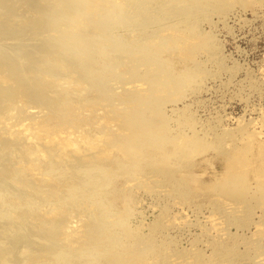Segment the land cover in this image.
<instances>
[{"label": "rangeland", "instance_id": "1", "mask_svg": "<svg viewBox=\"0 0 264 264\" xmlns=\"http://www.w3.org/2000/svg\"><path fill=\"white\" fill-rule=\"evenodd\" d=\"M137 1L138 3L142 2L141 0L140 2L139 0H136V2ZM155 1H157V3ZM165 1L166 0L150 1L151 3L150 2L147 3L146 6L148 7L152 5L151 8L155 10L152 11L150 7H148L149 9L145 7L146 8V9L144 8L145 12L144 11L141 12L140 15L142 17L141 16H139L140 18L137 17L138 18L136 19L137 21L135 19H129V21L125 20L127 22L126 24L128 25L126 24H124L123 26L120 25V23L123 21V19L121 18L122 16L120 17L122 13H120V15L117 14V16H119L120 18L114 15L116 16L115 18L117 19L113 17L114 19H112V21L114 20L118 21L116 22L115 26L111 25L115 21L111 23L112 21L110 20L111 21L110 22L108 20V23L110 22L109 24L112 26V28L110 27V30L107 31L110 25L107 26L106 24V27H107L106 31L114 35L115 36L114 38H118L119 40H121L120 42H122L123 39L124 41H123V44L119 42L120 46L115 48V49H118L119 51L110 50L107 53L101 55L103 58L100 57V60H102L101 61L102 63H105V62L107 63L109 61V64H108L109 70L114 71L117 68L115 66H118L117 68L118 73L117 72L113 73V71H109V70L107 71V73H109L108 79L110 76L109 80H112V81L110 82L109 80H105L104 83L106 84V82L108 83L109 81V84L110 83L112 84L110 85L107 84V86L105 84H104L105 86L103 85L102 89H104L105 92H103L102 89L100 91L96 90L97 92L95 95L94 92L91 93L87 91L86 95L87 94L93 95V97L95 98L96 96L97 98L99 97L103 98V100L105 99L106 96H108L109 98L106 97V100L103 101V103L105 104L102 105V107H100L98 111L88 114L86 119L89 118L93 122H91L90 120H87L86 129L88 133L93 132V134L99 133L100 131L104 133L103 130L105 131L110 128H113L114 129V130L112 129L113 131L118 130L117 132H120L119 131L120 129H116V128L120 127L119 126L121 124L120 121H122L123 123L125 121L124 115L121 114V111L124 110V108L125 110L126 109L130 110V108L131 110H133L132 108L133 104L131 102L134 103V101L127 100V97H129L130 95H131L130 97L134 96L133 98H136L141 95L144 96L145 95L144 91H146L147 95L151 94V88L148 86L150 82L149 80L150 77L146 75L148 74L149 70L144 69V67L148 68V66L141 63L142 65L139 64L138 66L136 65V68L133 67L134 71H131L132 69L130 68V66L127 67L128 61H127L126 55H127V52H128V55L130 54L129 49H131L132 46H133L132 49L133 48L136 49L137 47L138 49L136 50L137 52H135V49H133V51L135 52V54L138 53L140 55L134 54L133 57L135 56H137L135 58H138V56L142 57L141 56L142 54L139 52L138 46L139 44L144 43L146 44V46L150 48L149 49L148 47H146L145 49L146 51L148 50L149 53L150 52L152 53L153 51H154L153 53H156V54L160 53V55L158 54L157 56H159V58L161 57L162 59L161 61L162 67L166 66L164 68H166V71L168 73H170V70L173 71L174 75L178 73L177 75H175L176 78L175 77L174 78L175 80L180 79V82H181L180 84L184 86L182 87L181 85L178 84L179 87H177L176 89H170V91L167 89L168 92L166 91V92L161 93L163 94L162 95L163 98L161 96L160 98L156 95L158 97L156 98V101L158 102L160 101L159 102L160 109L162 110L163 108L162 114L164 115L165 113L166 115L165 117L162 116L163 119L165 118L164 120L161 119L164 122L166 120V122L164 123L165 125L163 124V127L164 126L166 127L165 129L162 128V133H163V130L165 131L167 130L165 135L167 134L169 137H173V139L169 137L167 138L170 140L172 139V141L174 140V138L176 141V139H178L177 137L179 136L183 137L182 139L184 141L182 140L181 146L184 147V144H185V147H184L185 150L183 147L177 148L179 144L178 145L175 144V146L177 145V147H174L175 142H173L172 144V142L170 141L169 144H167L168 141L166 139L167 143L165 145L166 146L165 151L168 153L167 155L168 157L164 156L165 159L161 157L163 156L164 150L163 151L160 150L161 152H159V150L158 151L154 150L155 149L154 148L150 151V148H148V158L149 159L146 158L144 159V161H140V163L138 160L134 162L136 159L134 160L131 159V161L134 163L132 164L131 161L127 160L128 158L127 159L125 158L126 155H124V157L122 156L124 152L121 151V148H119L120 149L119 150V149H116L115 147L117 151L112 148L113 151L111 155L113 157L111 156L110 161L112 160L114 161L116 159L115 162L112 161L111 163L112 164L116 163L115 164L116 168L118 166L119 169L118 168L115 169L114 168L115 165H114L113 167L114 170L112 169L110 171V173H113V174L114 172H116L115 173L116 176L115 174L112 176L109 172L108 173L106 172L107 169L105 170L106 174L108 175L110 174L112 178L110 177V175L109 177L108 176L105 177L104 176L106 175L105 173H103L104 174L103 177L105 178H102V177L100 178V176H98L100 182L102 179L105 181L107 180V184H105L104 181L102 180V182L106 185L105 190L100 189V192L101 190H103L100 194V199L104 197V200L102 199L101 201V200H98L99 199L98 198L96 202L100 201V202H103V204L98 202L97 204L95 203L96 205H93V207L95 206L94 208L92 207V210H93L92 213L96 209L98 210V213H99L102 210L101 208H105L108 203L107 210H104L106 214H108L109 212L108 214L109 216L105 214L106 215L105 218L108 220L104 218L106 221H103L100 223V219H98V216H97L98 213L96 211L95 212L97 214L96 213L94 214H96L97 219H94V220L97 222L95 223V221L92 218V217H95L94 214L92 215V217L89 214L88 216L91 217V219L89 217L88 219H90L92 222L97 224V227L100 225L104 226L106 225L107 222H109L108 225L111 226V229L115 230L117 228L115 230L117 232L112 231V232H115L116 235L120 233L121 235L123 234V236L127 237L128 240L129 238H132L129 240V242L131 240L133 243L134 241H137L138 244L135 242L136 243L135 245L136 246L138 245V247L135 246V248H137V250L139 249L140 252L142 251L141 253H144L145 259L146 261H148V264L149 263L150 264L151 263L152 264H168L169 259L171 257L176 258V256L177 258L182 257L181 259H187L188 261L198 259L197 261L200 264H258V263L264 264V0H214V1H210L207 8H204L203 10H198V11L197 9H195V12H193L192 14H191L192 12L191 10H194V8H191V10L188 9V12L191 14V16L189 15V13L187 14V13H184L183 10L182 11L180 10L182 7V4L179 1L175 3H172L174 2L172 1L170 2L171 4L167 2L165 3L166 5L163 4ZM176 3H177L176 5L177 7L174 5ZM178 4L180 6H178ZM160 7L161 8L163 7V9H161ZM213 7L217 8V10L214 9ZM164 8L165 9L167 8L168 12L170 11V13L166 12L167 10L165 12H160L162 10L164 11ZM173 8H175L176 11ZM147 9L150 10L151 12L148 11ZM176 12H179L178 14L180 15H178ZM151 14L155 15L154 18H152L153 21H151L152 25L146 26L145 24L144 26L148 27L146 28L141 23L144 22L145 19L147 20V17H150L148 15H151ZM156 16L157 18H159V21H157L158 19L157 20L155 19ZM162 17L163 18L165 17L166 21L165 19H162ZM160 19L162 22L160 21ZM132 20L136 21V22L134 21L135 24L136 23L141 24V26L139 24L137 25L133 24ZM139 20L140 21L142 20V21L140 22ZM130 21H132V24ZM123 22L121 24H123ZM129 22L131 25L129 24ZM170 22L172 23V25L175 23L177 26L175 24L173 26L170 25L169 24ZM117 23L119 24L117 25ZM165 24H168V25L166 26ZM132 25L137 26V28L135 27L132 29V27H134ZM169 25H170V28H169L170 32L167 28ZM162 26L164 28H162ZM171 27L174 30L171 29ZM189 28H191L192 30ZM18 29L20 30V27ZM22 29L24 30L25 34L24 33L21 35L16 34L19 37H21L22 35L25 36L26 34H28V32L30 33L31 31L30 28H28L30 29V31L26 28H21L20 31L18 30L19 33L23 31ZM89 29L87 28V31ZM178 29L179 31H182L184 29V31H186L187 33L189 32L188 36L191 34L190 35L191 38L189 39V41L192 44H195L192 46L193 48H195L193 50L194 53L192 52L191 54L189 52L190 60L186 58L187 55H185L186 54L185 51L187 52L189 48L187 50L180 49L181 50L180 52L178 50L179 48L176 50H172L173 48L174 49L177 48V47L172 48V45H170L171 48L168 49L169 51L165 49L166 46L164 48L163 47L160 48V46H162L161 43H165L166 41L165 36L162 38L163 40L161 39V37L164 34H166L167 37L169 36L167 40H170V39L172 40L173 35L176 33H179ZM32 31L34 33H32ZM32 31H31L32 34H29V35L31 36L33 35V37L30 36L31 39H34V41L35 40L37 41L31 42L32 40H30L28 42V40H26L29 43L26 46L30 45V47L32 48L33 44L34 46L35 44L37 45L39 44L38 46L36 45L37 47L36 46L35 47L36 49L39 48L40 51H37L38 50L37 49L34 52L35 47H33L32 49L30 47H29L30 49L26 47L24 45V44H27V42L24 43L25 37L24 38L21 37L19 39V37L17 36L16 38L17 40H16V39H13L16 37V35H12V34H9V35L14 36L13 38L12 36L11 37L8 36L7 38L5 37L4 39H1L0 42L2 40H7L8 38L10 39L12 38L13 40H16L15 41L16 44L12 42L13 40H10V42L9 40H7L9 44H12L13 46L22 45L23 47H26V48L23 49V47L21 46L22 47L21 51H20L21 47L20 49L18 48L19 46L13 47L9 45L10 47L9 48L7 47L8 42L6 43L5 41H2L1 42L2 45H0V49L3 50L2 49L3 47L1 46H5L6 48L4 47V49L7 50V52L8 51L9 52L7 53L5 52V50L4 52L5 54L7 53L8 56H10L9 53L11 51H14L15 48H16L15 49L16 51L14 54L17 57L20 54V52H23L22 54L24 55L25 54H36V55L41 54L42 48H40L41 47L40 44L42 45L44 43V40L46 41L47 33L45 36L44 34L41 33L42 35L40 36V33H38L39 35H37L36 30L33 29ZM90 31L93 32L94 30L90 29L89 33ZM175 31L177 32L175 33ZM117 33H119L120 35ZM158 33L160 36L158 35ZM29 35H26V38L28 36L27 39L30 38ZM34 35H37V36L35 37ZM156 35L158 38L156 37ZM170 35L172 37H170ZM160 40H161V43H160ZM171 40L166 41L167 47L169 45L168 43H170ZM18 41L21 44H19ZM149 42L151 43L149 44ZM156 42H159V43H156ZM152 43L156 44V46L151 45ZM129 44L131 46L130 48H129ZM144 44H142L141 47L140 46L139 47L144 49L143 47ZM134 45L136 47H134ZM157 45H159V47ZM11 47L14 49L8 50V49H11ZM121 47L126 48L124 53L121 51ZM157 47L160 49H157V51H155ZM163 49H165L167 52L164 51ZM24 50L26 52L27 50L28 51L30 50L31 53H29L30 51L26 53ZM183 51H184V56L183 54H181L183 53ZM36 52H38L39 54ZM11 54H13V52ZM22 54L20 55L22 56ZM16 56L11 55L10 57L15 58ZM113 63L114 64L118 63V64L114 65ZM164 63H168V64L164 65ZM139 66H142L143 68ZM170 67H172V69ZM127 68L128 69L130 68V70H128ZM138 68L140 69L142 68L144 69V71ZM161 70L165 71V69H162V68L160 69V71ZM136 71L138 72V74L143 73V75L142 74L138 75ZM166 71L164 73H166ZM144 72H146L145 75H144ZM173 73L171 72L172 76H174ZM134 74H137V75L135 76ZM140 76L141 77L143 76L149 82L145 80L147 82L146 83L143 80V77L141 78ZM145 76L149 79H147ZM197 76L199 77V79ZM135 77L138 79V81H141L138 83H140L142 85V88H145V90L143 89L139 90V89L134 88V84H135L134 80L137 83V79H135ZM176 82L179 83L178 81ZM109 86H112L113 90L111 87L109 88ZM106 89H109V90L106 91ZM114 89H117V90L115 91ZM98 91L102 92L103 94L99 93L98 95ZM177 91L179 92V94L177 93ZM109 93L111 94V96H109L110 95ZM164 94H166V96ZM84 96H85V93H84ZM121 96L123 97L125 96V101H122L124 98L123 97L120 98ZM116 97L120 98L122 102L118 101L119 99ZM112 98L113 99L115 98L114 101L116 100L118 101V103L116 101L115 102L112 101ZM128 101L129 102L131 101L130 103L132 107L128 106V104L130 105ZM107 102H109L108 105L110 104L109 105L110 108L107 105ZM113 102L114 104L115 103L120 104L121 107H123L122 103L124 105L127 103L128 104L125 105L124 108H121L120 105H118L119 106L118 108V106L117 107L114 106ZM111 103L115 107V110L116 108L117 110L119 109L118 110L119 112L117 110L114 111L117 114L119 113V116L117 117L115 116L114 112L112 111V109L114 110V107H111L112 106ZM135 103H136V100H135ZM135 103H134V109L136 106ZM106 106H108V109ZM126 106H128V108ZM137 106L136 108H138ZM150 107L147 108L148 109L147 112H149ZM127 110L125 112L126 114L131 111V110L130 111L129 110L127 111ZM110 112H113V113H110ZM160 112H158L159 117L161 114ZM107 113H108V117H109V114L110 116L114 114L113 116H115V118H112V120L117 119L115 121L118 122V125L115 121L114 123L116 124L114 125L113 121L111 122L110 120H108ZM122 113L124 114L123 111ZM150 115L154 117L157 116L154 121L161 124L162 121L160 120V118H158V115H156V112H151ZM122 116H123V120L121 118ZM118 118L120 121L118 120ZM157 118L159 120H156ZM89 121H90V124H88ZM115 133L116 132L112 133L113 136L118 135V137H121L120 139H122L123 136L125 135V134L124 135L121 134L122 136H120L119 135L120 133H117V134ZM182 134L183 135L185 134V135L183 136ZM101 137L102 138L104 137L103 134L101 135ZM127 137L124 136V139L125 138L127 139ZM181 137L179 138L181 139ZM187 145L189 148L187 147ZM172 147H174L175 149L177 148L178 152H176V150L173 148L176 154L175 153L173 154L174 152L173 149H172L173 151H170L171 150L170 148ZM165 148H162V149H165ZM182 148H183L182 150L183 152L181 151ZM193 148L194 150H191ZM118 150L121 152H119ZM168 151H170L172 154L169 153ZM166 152L164 153V155L167 154ZM126 161L130 163H127ZM118 162L120 163L118 164ZM82 171L80 170L78 172L80 174H83L84 172ZM107 178H109L110 180ZM100 182L97 181V185ZM104 184H103V187L101 188H104L105 186ZM89 190L90 189L88 188L87 191L89 192ZM46 191L47 189L45 190V192ZM6 193L9 194V191L3 194L6 195ZM61 193L62 192L57 193V194L60 195ZM45 194L47 195L48 192H46ZM5 195H3L2 197L0 196V201H1V198L4 200V201H1V204L2 202H4L3 204L6 203V208H10L11 207L10 203H12L13 205L14 196H13V200L11 199L12 198L11 197L10 198L11 200L9 201V197L11 196V193L9 194L10 196H7L8 200ZM61 196L62 195H60V197L57 196V199L56 198L54 199L58 200V198L60 199ZM41 198H44V200L39 201V204L41 203L40 205L37 204L38 201H36L37 202L36 204L31 203L32 205L30 203L26 204V201L24 203L20 202L21 206L19 205V207H22L24 204H25L24 206L26 207H22V208L17 207L18 210L21 209L20 212L18 213L20 214L22 212H25L26 209H27L26 211L28 212L29 209L27 208V206L29 207L30 205L32 207L35 206L33 207L35 209L37 207L38 208L40 207V210L38 212L43 211L42 209L44 208L45 209L47 207L49 208L51 205L46 207V204H44L46 202L45 200L46 197H44L43 195L41 196ZM105 201H106V204H104ZM101 204L103 206H101ZM98 205L101 207L100 208L101 210L98 209L99 208L97 207ZM2 206L4 205H0V209H3V210L6 209V208H1ZM109 206H111L112 209ZM31 209L29 211L30 212L32 211L31 212L32 217H34V215L37 214V212L35 213L37 209L36 210L34 209L31 210ZM6 210H9V209H6ZM33 211H34V214H33ZM0 212H1L0 220L2 217H3L2 220H4V221L1 220L0 223H3V222L5 223L7 219L10 217L7 216V214H5V212L7 213V211L5 210L3 211L4 215H2L3 214L2 211ZM16 213H17V210H16ZM110 213L112 215L115 213L116 214L112 216ZM50 215L51 214L46 215V217L48 218L45 217L44 219L45 223L41 222L42 224L37 225V221H35L36 220L35 217L34 218L30 217L28 222L34 221L33 222L34 224L36 222L35 227L37 228V226L40 225L38 227L39 229L41 225L47 227L48 226L47 219H51ZM110 215L112 216V218ZM116 215H119V219H116L118 217ZM123 217H125V219ZM84 220L85 221L78 222V227H79L78 229L81 230V233H85L86 229L89 228V227L86 228V225L90 226V224L92 223L89 220H87L86 217L84 218ZM111 224L114 225L113 228ZM30 225L32 226L33 224L31 223ZM43 226H42L43 230L41 229L40 231L38 229L39 232L37 233L39 236L33 233L29 235V237H31L29 238V243H30V240L33 241L34 239L33 242L31 241L32 244L27 243L28 245L27 244L23 245L24 247L22 245H21L22 247L19 246V248L17 249V254L23 255V257H25L27 253L31 252L30 250H28L29 248L27 249V247L31 246L32 248L35 249L37 244L40 243L38 245L40 248L41 246L42 247L45 246L46 248L47 246H49V249L48 248L46 249L43 247L44 251L41 250L43 252H46L47 250L46 253L41 252L42 259L44 258L46 262L48 260L53 259V256L59 258L61 254L57 252H61L62 250L63 253L62 252L61 253L63 255L67 254V256L64 255L66 258L63 255H61V259L63 258V262L62 260L58 261L59 259L55 260V257L53 261L56 263L58 262L57 264H71L74 261V264H76V260L79 261V259L83 257V253L81 252V250L82 251L88 250L87 248L84 249V247H86V245L88 244V243L86 244L87 242L86 240L87 238H86L85 244L77 243V245L80 244L81 250L80 248H79V251L76 249H75L76 251L74 250L75 253L78 252V255L82 254L80 255L82 257L76 256L77 254L73 255L74 260L72 261L71 258L68 256L69 253L68 252L65 253L72 246H69L66 243L64 244L60 240L58 241L59 245L51 241V239H53L57 243L56 241L57 239H55V237L52 238V236H54L55 234H53L52 231L49 232L50 229L51 230L53 229V231L55 230L54 233L55 232L57 233L58 231H60L59 226L55 227V225H52L54 226L53 228L50 225V227L48 226L46 229ZM48 228L50 229L48 230ZM55 228L56 229L58 228L59 230L56 231ZM219 228L220 229L222 228V229L219 230ZM108 229H110V227ZM118 229L120 230L119 232H118ZM123 229H126V230H123ZM44 230H46L45 234L43 233ZM79 232L80 231H78V233ZM112 232H110V234H112ZM40 233L42 235H40ZM43 234L45 235L44 238H43ZM46 234L47 236L48 234H50V236H48L49 238L46 236ZM24 235L26 236V230H25ZM134 235H137V236H134ZM123 236L121 237L119 236L117 238H119L120 240L122 239ZM37 238L38 239L42 238V239L37 240ZM104 238L103 240L105 242ZM127 238L123 237V239H126V241L124 240L122 242L126 243ZM36 241H37V244H36ZM49 241H51L52 243ZM90 242L92 244V241ZM107 242H105L107 246L111 245V243L109 242L107 243ZM60 245H62L63 247L62 246L60 247ZM64 245L69 246V247L66 248ZM25 246H26V249H25ZM38 246L36 248L37 250H38ZM53 246H54V250H55V247H58L56 248L57 251L53 250ZM50 249L53 251V253L51 251L49 254L48 250L50 251ZM105 249H108V248H105ZM160 251L162 252L160 253ZM69 252L71 254L72 250L70 251L69 249ZM85 252H84V255H85ZM105 253L106 252H104V255L101 254L103 256L97 257L98 259H100L99 262H98V259L96 260V258H94L95 256L91 258L92 254L90 251H88V253L84 256V257L86 256L87 257L86 258L83 257V258L86 260L87 258H89V254H90L91 260L92 259L95 260V261L93 260L94 263L97 262L100 264H108L107 263L108 260L107 262L105 261L106 260L105 258L107 256V255L105 256ZM48 254L49 256L51 254L53 256L51 255L50 256L51 258L47 257ZM56 254L57 255L59 254V256H57ZM19 255H17V258L19 257ZM75 256L78 259L74 258ZM101 257L103 259L102 261H101ZM64 258L66 260L70 259V262L67 263V261H65ZM84 259H81L84 261V263H80L78 261L77 263H80V264L87 263L85 262ZM107 259L109 258L107 257ZM86 261H88V259ZM103 261L104 263H102ZM24 262H25V258H24ZM46 262L45 263L43 262V263L46 264ZM137 262H139V264L141 263L140 260H137L136 263Z\"/></svg>", "mask_w": 264, "mask_h": 264}, {"label": "bare ground", "instance_id": "2", "mask_svg": "<svg viewBox=\"0 0 264 264\" xmlns=\"http://www.w3.org/2000/svg\"><path fill=\"white\" fill-rule=\"evenodd\" d=\"M141 1L142 2H140V0H139L140 3H138V1L136 2V0H0V40L4 39L5 37L6 38L8 36L11 37L12 35H16V34H18V35H21L23 33L25 34L23 29H22L23 31L19 33L21 28H26V29L30 28L31 31L34 29V30H36L37 35H39L38 33H40V36L42 34H44V36H45L47 33V35H46L47 38L45 37L46 41L44 40V43L42 42L43 44L42 45L40 44L41 47L39 46L40 48H42L41 54L36 52L39 55H36V54H25L24 55V54H22L23 52H20V54H22V56L19 54L17 57L14 54L16 51L15 50L16 48L14 49L11 47V49H8V50L14 49V51H11L9 54H10V56L11 55L16 56L14 58V57H10L7 55V53L9 51L7 52V50L4 49L5 46H1V47H3L2 48L3 50L0 49V196L3 193L8 192V191H9V194L11 193V196L8 193H6V195L3 194L6 196L7 200H8L7 196H10L9 201L11 199L13 200V196H14L13 205H12V203L9 202L11 204V207L9 205L10 208H6V203L3 204L4 202H2V204H1V201H4L2 198L0 201V205L5 206V207L2 206L1 208L9 209V210L4 209V210L7 211V213L5 212V214H7V216L10 217L7 219V221L5 223L4 222L0 223V264H24V263L25 264H42L43 262L44 263L46 262L44 260V258L42 259V253H41L44 251L43 247L44 248H46V247L41 246V248H40L38 246L40 243L37 244V241H36V244L38 246V250L36 249L37 246L35 244L34 245L36 246L35 247L36 250L34 248H32L31 246L27 247V249L29 248L28 250H30L31 252L27 253L26 255L24 254L25 257H23V255L17 254V249L19 248V246H21V245L23 246V245H26L27 243H29V238H31V237H29V235L31 233L38 235L37 232H39V230L41 231V229L43 230V228H42L43 225H41L40 229L38 228L40 225L39 226H37V225L42 224L45 221L44 219H45L46 215H48V214H51L50 215L51 219H47L48 226L50 227V225L51 226L55 225V227L59 226V229H60V231H58L59 229L55 228L56 231H58V232L54 233L55 230L53 231V229L51 230L50 228H48V230L50 229L49 232L52 231L53 234H55L54 236H52V234H51L52 238L55 237V239H57L56 240L57 243L53 239H51V241H53L55 244H58L59 243L58 241L60 240L64 244L66 243L69 246H72L73 248L71 247L69 249H70V251L72 250V252L75 253L76 250L79 251V248L81 250L80 244H85V242H86L85 239L87 238L86 244L88 243L87 244L88 246L86 245V247H84V249L87 248L88 250L87 251L83 250V251L84 252L86 251L87 253H88V251H90L92 254L91 258H93L95 256L94 258H96V260H97L98 259L97 257L103 256L104 252H106L105 256L106 255L107 256H106V258L104 256V258L106 259L105 260L106 262L108 260V262H107L108 264L109 263L110 264H139V262L136 263L137 260L141 261L140 264H148V261H146V259H145L144 253H141L142 251L140 252L139 249L137 250V248H135V246H136L135 244L137 243V241H134V243H133L131 240L129 242V240L132 238H129V240H128V238L123 236V234L121 235L120 233H118V235H116L115 232H117V231H115V230L117 228L115 230L111 229V226L108 225L109 222L106 223V225H108V226H106L102 223L104 226L100 225L97 227V224H95L97 221L94 220V219H97L96 214L98 213V210L96 208L99 207L98 209H100L101 207L98 205L95 208L96 209L95 211L97 213L95 211L92 213V211H93L92 207H93V205H96L98 202L103 204V202H100V201L96 202V200L98 198H99L98 200H101V201H102V199L104 200V197H102V199H100V194L103 190H105V187H106L105 184H107V180L105 181L102 179L105 183L104 184L102 182V180L100 182L98 176H100V178L101 177L105 178L106 176L109 177L110 174L113 176L116 172H114V174H113V173H110V171L112 169L114 170V168L119 169L118 166L116 168V165H115L116 163L115 164L111 163L113 160L110 161V158L112 156L111 153H112L113 149H115V147H116V149L121 148V151L124 152V153L122 152L123 153L122 156L124 157V155H126L125 158L126 159L128 158L127 160L131 161V159L132 160L136 159L134 162H136L138 160L139 163H140V161H144V159L148 158V148H150V151L155 148L154 150H157V151L159 150V152H161L163 150H164L163 151L164 153L166 152L165 151L166 150L165 145L167 143L166 139L169 136L167 134L165 135L167 130L166 131L163 130L164 135L167 137H165L162 133V128L165 129V127H166V126L163 127V124L166 122V120L164 122L163 120L165 118L163 119L162 116L165 117L166 115L164 112H163L164 115L162 114L163 108H162V110L160 109V105H159L160 101L159 102L156 101V98H158L160 96L162 97L163 94H161V93L166 92L167 89L170 91V89H176L177 87H179L178 84L181 85L180 79L175 80V78H176L175 75H177L178 73H176L174 75L173 71H171V70H170V73H168L166 71V68H164V67H166L164 65L168 64V63H164V65H163L164 67H162V64H161L162 59H161V57L159 58V56H157L158 54L160 55V53H158V54L153 53L154 51L152 53L151 52L149 53L148 50L147 51L145 50L146 47H148V46H146V44H144V43L139 44L140 47L142 44H144V46H143L144 49H142L138 46L139 52L142 54L141 55L142 57H140V56H138V58H135L137 56L133 57L135 52H137L136 50H138V49L134 45V47H136V49L133 48V49H135V52H134L132 49L133 46L131 47L129 44V48L131 47V49H129V53H130L129 55H128V52L126 51L127 52L126 58L128 61V65L127 64L126 65H127V67L130 66V68L132 69L131 71H134L133 67L136 68V65L138 66L139 64L140 65L144 64V65L148 66V68H146L143 65L144 69L149 70L148 74H146V72H144V75L146 74L148 77H150V79H149L145 76L147 79L150 80L151 83L148 80H146L143 76L142 77H143L144 81L146 80L147 82H149L148 86L151 88V94L147 95L146 91H144L145 92L144 96L141 95V96H138L136 98H133L134 96L130 97L131 95L129 97L126 96L127 100H133L134 103L136 100L135 105L137 106V104H138V106H137L138 108H136V106H135V109H134V103L133 102L130 101L133 104V107L129 101L128 102L130 103V105L127 102H125L128 104L129 107L133 108V110H131V108H130L131 111L128 109L130 112H128L127 114L125 113L127 109L125 110V108H124V106L127 104L124 105L122 103L123 107H121L120 104H117L118 101H121L120 98H122L123 96H121L120 98L116 97L119 100L118 101L115 100L117 102L115 104H114L115 98L114 99L112 98V101H114L113 104L115 107L120 105L121 108H124V110H122L124 112V114L122 113L121 110L120 111H121V114L124 115L125 121L123 123L118 118V120L121 122V124L119 122V124H120L119 126L121 128L120 127L116 128V129H120L119 130L120 132H117L118 130L113 131L114 129L110 128V129H107L105 131L103 130L104 133H102V131H100L99 133L93 134V132L88 133V131L86 129L87 120H90L91 122H93L89 118L86 119L88 114H91V113H94L95 111H98V109L100 107H102V105L105 104V103H103V101L106 100V97H108V96H106L105 99L103 100V98H100L99 96H98L99 98H97V96L95 98V97H93V95H88V94L86 95V93H87V91H89L91 93L94 92L96 95V92H97L96 90L100 91L103 88V85L105 84L104 81L110 79V76L108 79L109 73H107V71L109 70V68H108L109 67L108 66L109 61L107 63L106 62L102 63L101 62L102 60H100V57H102L101 55L107 53L110 50H113V51L118 50L115 48L120 46L119 42L121 40H119L118 38H114L115 37L114 35L107 32L110 30V27L112 28L111 25L115 26L116 22H118L116 20H114L115 21L114 22V21H112V19H114L117 16V14L120 15V13H122L120 15V17L122 16L121 18L123 19V21H125V20L129 21V19H135V20L138 19L137 17L141 16L140 15L141 12H143V11L145 12L146 8H148V7L151 8V6H152L150 4H149L150 6H148V7L146 6L147 3H149L152 0H141ZM172 1H174V2H172ZM177 1H179L182 4V7L180 10L181 11L183 10L184 13L188 14L189 13L188 9L191 10V8H194V10H191L192 11L191 14H192L193 12H195V9H197V11H198V10H203L204 8H207L210 1H214V0H166L163 4H165L167 2L168 3H170V2L175 3ZM155 2L157 3V1H155ZM179 4H178V6H180ZM137 5H139V6H137ZM174 5L176 6L177 3ZM154 6H155V4H154ZM169 6H171V5H169ZM157 7H159V6H157ZM151 9H152V11L155 10L153 8H151ZM161 9H163V7ZM173 9H175V8H173ZM214 9L217 10V8H214ZM166 10H167V8L166 9L164 8V11L163 10L162 11L159 10V11L165 12ZM148 11H150V10H148ZM175 11H176V9H175ZM166 12H168V10ZM168 13H170V11ZM176 13L178 14L179 12H176ZM177 14H175V15H177ZM191 14L189 13L190 16H191ZM114 15H116V16H114ZM178 15H180V14H178ZM148 16H150V17H147V20L145 19L146 21L144 20V22L141 23L143 26L145 24H146V26L152 25L151 21H153L152 18H154L155 15L151 14ZM157 16L155 19L156 20L158 19L157 21H159V18H157ZM117 17L120 18L119 16H117ZM115 19H117V18H115ZM122 19H121V21H122ZM162 19H165V17L164 18L162 17ZM108 20L109 21L111 20L112 22L111 21L110 22L111 23L114 22V23L110 25L109 24L110 22L108 23ZM132 21H130L131 24H132ZM134 21H133V24H135V22L137 20L135 22ZM160 21H161V19H160ZM165 21H166V19H165ZM184 21H185V19H184ZM130 22H129V24H130ZM121 23H120V25L123 26L127 22L125 21V22H123V24H121ZM158 23H160V22H158ZM106 24H107V26L110 25L108 27L109 29L107 31H106V29H107ZM118 24L119 23H117V25ZM137 24H139V23H136L135 25H137ZM141 24H139V25L141 26ZM169 24L172 25L171 22ZM126 25H128V24H126ZM135 25H132V26H134V27H132V29L135 27L137 28V26H135ZM165 25L167 26L168 24H165ZM170 25L167 27L169 32H170V29H169ZM146 26H144V27H146ZM19 27H20V30L18 29ZM87 28L88 29L90 28L91 30H94V31L93 32L90 31V33H89L90 29L87 31ZM146 28H148V27H146ZM160 28H161V26H160ZM162 28H164V27L162 26ZM30 29H28V30L30 31ZM141 29H143V28H141ZM171 29H173V28L171 27ZM175 29H176V27H175ZM189 29H191V28H189ZM115 30H116V28H115ZM31 31H30V33L28 32V34H26V35L34 33L33 31L31 33ZM157 31H158V29H157ZM176 32L177 31H175V33ZM178 32L179 33L174 34L173 37L171 36L172 35V33H171L170 37H172V40L170 39L171 42L168 43L169 44L168 47L166 45V41H170V40H167V38L169 36L167 37L166 34H164L161 37V39L165 36L166 39L165 38L164 39L166 41H165V43H161V40H160V43L162 44V46H160V48L161 47L164 48L166 46L167 48L165 47V49L168 50L171 48L170 45H172V48L177 47L175 49L173 48L172 50H176L179 48L178 49L179 52L181 50H184V49L187 50L189 48L188 49L189 51L187 50L188 53L185 51V53H186L185 55H187L186 58H188L190 60L189 52L192 54V52L194 53L193 50L195 49L192 47L195 44H192L189 41V39L191 38V36H190L191 34L189 35L190 36L189 37L188 36L189 32L187 33L186 31H184V29L182 31H179V29H178ZM150 33H149V35H150ZM9 34H12V35H9ZM50 34H51V36H50ZM117 34H119V33H117ZM155 34H156V32H155ZM18 35H16L15 38H13L14 36H12V38L16 39ZM26 35L21 36L23 38L25 37L24 43L27 42L26 40H28V42L30 40H32L31 42L34 41V39H31V37H33V35L32 36L29 35V37L31 36L29 39H27L28 36L26 38ZM37 35H34V36L36 37ZM158 35H159V33H158ZM21 37H19V39ZM156 37H157V35H156ZM12 38L11 39L8 38L7 40H9V42H10V40H13ZM7 40H2V41H5L7 43L8 42ZM16 40H13L12 42L16 44V42H15ZM155 40H157V39H155ZM35 41H37V40H35ZM123 41H124V39H123ZM123 41L120 43L123 44ZM1 42H0V45H2ZM9 42H8L7 47H9V45L13 46L12 44H9ZM28 42H27V44H24V43L23 44L26 46L29 44ZM150 43L151 42H149V44ZM156 43H159V42H156ZM19 44H21V43L19 42ZM149 44H147V45H149ZM36 45L37 44H35V46ZM151 45L156 46V44H153V43ZM21 46L17 45L15 47H18L20 49ZM35 46L33 44V47H35ZM157 46L159 47V45H157ZM22 47H21L20 51L22 50ZM26 47L29 48L30 45L26 46ZM26 47H23V49ZM36 47H35L34 52L37 49H38L37 51H40L39 48L36 49ZM113 47H114V49H113ZM122 47H124V46H122ZM122 47H121V51L124 53L126 48H122ZM158 47L156 48V50L155 49L154 50L157 51V49H160ZM165 49H163V50L166 51ZM4 50H5V52H7L6 54H5ZM29 51L27 50V52H29ZM12 52H13V54H11ZM29 53H31V51ZM181 54H183V56H184V51ZM135 55H140V54L137 53ZM104 59H105V57H104ZM116 62H117V60H116ZM117 64H114V65H117ZM115 67L118 68V66H115ZM139 67H142V66H139ZM130 68L129 69L127 68V69L130 70ZM161 68L165 69L166 73H164L165 71H163V70L160 71ZM170 68L172 69V67H170ZM112 69H113V67H112ZM116 69L114 71L113 70H109V71H113V73H114V72L118 71V69L117 70ZM138 69H140V68H138ZM144 69H142V70L144 71ZM168 69H169V67H168ZM162 71H163V73H162ZM171 72L173 73L174 76H172ZM202 72H203V70H202ZM136 73L138 74L137 71H136ZM111 74H112V72H111ZM137 74H134V75L136 76ZM140 74L143 75V73H140ZM140 74H138V75H140ZM137 77H139V76H137ZM135 79H137V78L135 77ZM198 79H199V77H198ZM109 81L111 82L112 80H109ZM109 81H108V83L106 82V84H105L106 86H107V84H109ZM176 81H178L179 83H177ZM126 82H128V81H126ZM131 82H133V81H131ZM131 82H129V83H131ZM134 82H135V84L133 83L134 88L139 89V90L140 89L145 90V88H142V85L140 83H138L141 81H138V79H137V83L135 80H134ZM110 84H112V83H110ZM150 84H151V86H150ZM110 87L112 88V86H109V88ZM182 87H184V86H182ZM102 90H103V92H105L104 89H102ZM107 90H109V89H106V91ZM112 90H113V88H112ZM114 90L116 91L117 89H114ZM99 91H98V95H99V93H102ZM84 93H85V96H84ZM177 93L179 94L178 91H177ZM166 94H164V95L166 96ZM174 94H175V92H174ZM100 96H101V94H100ZM109 96H111V94ZM123 98L124 99L122 101H125V96ZM107 101H108V99H107ZM121 102H119V103H121ZM108 103L109 102H107V105H108ZM113 104L111 107H114ZM108 106H106L107 109H108ZM128 106H126V107L128 108ZM115 107H114V110L111 108L113 112L117 110V108L115 110ZM149 107H150V110H149V112H147V110H148L147 108H149ZM109 108H110V106H109ZM118 108H119V106H118ZM111 109H110V111H111ZM154 109H155V111H154ZM160 110H161V112H160ZM150 111L156 112V115H158V118H160V120L163 119V120H161L162 121L161 124L154 121L157 116L156 115H155L156 117L151 116ZM113 112H110V113H113ZM158 112L161 113L160 117H159ZM114 114L116 117L119 116V113L117 114L116 112H114ZM114 114H112V116ZM121 114H120V116H121ZM112 116H110V114H109V117H108V113H107L108 120H110L111 122L113 121V123H114V121L117 119L112 120V118H115V116H113V117ZM121 118L123 120V116ZM158 118L156 120H159ZM90 121L88 124H90ZM115 122L118 125V122L117 121H115ZM116 123H114V125ZM114 132H116L115 134L120 133L119 134L120 136L125 134L124 136H126V137L128 136V137H127V139L125 138L126 139L125 140L124 136H123V138H122L123 140H122V139H120L121 137H118V135L114 134L115 136H113L112 133H114ZM102 134L104 136L103 137L104 139L101 137ZM179 137H181V136H179ZM179 137H177L178 139H176V141H175V138L172 141L173 137H169L172 139L171 140L167 139V141H168L167 144H169V142L171 141L172 144H173V142H175L174 147H177L178 144L180 146L178 145L177 148L183 147V146H181L183 137H181V139ZM199 139H200V137H199ZM187 143H188V141H187ZM201 143H203V142H201ZM201 143H199V144H201ZM175 144H177V145L175 146ZM112 146H114V147H112ZM190 146H191V144H190ZM174 147L170 148L171 149L170 151H173L175 149ZM184 147H185V144H184ZM187 147H188V145H187ZM162 148H165V149H162ZM177 148L175 149L176 152H178ZM183 148L181 149V151L183 150ZM175 150H174L173 154L175 153ZM184 150H185V148H184ZM191 150H194V148ZM195 150H197V149H195ZM121 151H119V152H121ZM170 151H168V152L171 153ZM164 153H163V156H161V157H163L165 159V157H168L167 156L168 153L166 152L167 154H165V155H164ZM151 155H153V154H151ZM169 156H170V154H169ZM170 158H171V156H170ZM115 160L113 162H115ZM126 162L130 163L128 161H126ZM119 163L120 162H118V164ZM132 164H134V163L132 162ZM114 165H115V167H114ZM80 170L81 171L83 170L82 172H84L85 175H84V173L80 174L78 172ZM105 170L107 173L109 172L110 174L109 175L106 174ZM103 173H105L106 175H104ZM100 174H102V175H100ZM103 175L105 177H103ZM111 175H110V177H111ZM115 176H116V174H115ZM107 179H109V178H107ZM97 181L100 182L98 185H97ZM103 184L105 186H104V188H101V187H103ZM108 184H109V182H108ZM132 185H134V184H132ZM236 186H237V184H236ZM86 188L90 189L89 192L87 191ZM46 189H47L46 192H48L47 195L45 194ZM100 189H103V190H101V192H100ZM234 191H236V190H234ZM60 192H62L60 194V195H62L61 198L60 199L58 198V200H55L54 198L57 199V196L60 197V195L57 194ZM43 195H44V197H46V199H45L46 202L44 203V204H46V207L50 206V205L51 206L49 208L47 207L46 209L45 208L42 209L43 211H41V212H38L40 210V207L38 208L36 205V207L38 208V209L36 208L37 209L36 210L35 208H33L35 206H33V207L31 206L32 205L31 203L36 204L37 203L36 201H38L37 204L40 205L41 203L39 204V201L44 200V198H41V196H43ZM25 201H26V204H28V203L31 204V205L30 204L29 205L31 206L32 209L36 210L35 213L37 212V214L34 215V217L36 219L35 221H37V225H36L37 228L35 227L36 222H35V224L33 223L34 221L28 222L30 217L34 218V217H32V213H31L32 211L31 212L29 211L31 209L30 206L29 207L27 206V208L29 209L28 212H30L31 214L28 213L26 211L27 209L25 210L24 208L23 209L25 210V212H22L20 214L18 213V212H20L21 209L18 210L17 207H19L20 202L24 203ZM32 201H34V202H32ZM237 201H236V203H237ZM227 203H228V201H227ZM35 204H33V205H35ZM102 204H101V206H103ZM104 204H106V201L104 202ZM24 205L22 207H26ZM22 207H19V208H22ZM104 207H105V205H104ZM109 207L111 208V206H109ZM105 208H101L102 210L101 209L100 210L102 212L99 210L100 212L97 215L98 219H100V223L108 220L105 217H106V215L109 214V212H108L109 209L107 211L108 214H106L104 212V210H107V208H108V203H107V206ZM4 210L0 209V211H2V213ZM16 210H17V213H16ZM94 213H96V214H94ZM33 214H34V211H33ZM89 214L91 215V217L93 214L95 215L96 218L92 217L93 220L95 221V223L90 220L91 217L88 216ZM115 214H113V215H115ZM2 215H4V213ZM112 216H111V218H112ZM116 216H118V217L116 218ZM116 216H115V218L119 219V215H116ZM0 217H1V215H0ZM85 217L87 218V220H89L92 223L90 224V226H87L86 224L89 223L87 221L88 223H86L84 225H86V228H88V227L89 228L88 229L85 228L86 229V231L84 229L85 233H81V230L78 229L79 228L78 222L79 221H85L84 220ZM88 217L90 219H88ZM2 218H1V220H2ZM46 218H48V217H46ZM108 218H110V217H108ZM123 218L125 219V217H123ZM208 218H210V217H208ZM114 219H113V221H114ZM2 221H4V220H2ZM219 222H221V221H219ZM31 223L33 224L32 226L30 225ZM93 224H95V225H93ZM111 225L113 228L114 225L113 224H111ZM43 227H45V229L47 228L46 226H43ZM52 227L54 228V226H52ZM109 227H110V229H108ZM80 229H81V227H80ZM126 229H128V228H126ZM126 229H123V230H126ZM221 229L219 228V230H221ZM25 230H26V236L24 235ZM109 230H111V231H109ZM45 231L46 230H44V232H43L44 234L46 233ZM78 231H80L79 232L80 235H79ZM112 231H115V232H112ZM119 231L120 230L118 229V232ZM110 232H112V234H110ZM44 234H43V238L45 237ZM40 235H42V234L40 233ZM46 236H47V234H46ZM48 236H50V234H48ZM119 236L120 237L123 236L124 238H127V242L126 243L122 242L124 240L126 241V239H123V237H122L123 240L122 239L119 240V238H117ZM131 236H133V235H131ZM134 236H137V235H134ZM34 237H36V236H34ZM103 238L105 239V242L108 241L109 243H111V245L107 246L106 243L104 242ZM137 238H139V237H137ZM40 239H42V238H40ZM40 239L37 238V240H40ZM140 239H141V237H140ZM88 240H89V242L92 241V244H91V242L89 243ZM136 240H138V239H136ZM31 241L32 240H30V243H31ZM33 241H34V239H33ZM51 241H49V242H51ZM77 243H80V244H78L79 247H78ZM89 244H91V245H89ZM140 244H139V246H140ZM52 245H54V244H52ZM62 245H60V247ZM156 245H158V244H156ZM64 246L66 248L69 247L66 245H64ZM82 247H83V245H82ZM136 247H138V245ZM47 248L49 249V246H47ZM51 248H52V246H51ZM56 248H58V247H55V250H54V246H53L54 251H57ZM105 248H108V249H105ZM25 249H26V246H25ZM64 249H63V251H64ZM69 249L68 250L66 249L67 251L65 253L68 252L70 254ZM140 249H142V248H140ZM41 250H43V251H41ZM51 251H52L51 249H50V251L48 250L49 254ZM83 251L81 250V252L83 253V257H84L87 253L85 252V255H84ZM92 251L94 252V254ZM46 252H47V250H46ZM46 252H43V253H46ZM61 252H62V250H61ZM61 252H57V253H60L61 255H63L62 254L63 252L62 253ZM72 252L70 255L68 254V256L71 258L72 261L74 260L73 255L77 254L76 256H78V257L80 255H82V254L78 255V252H76L75 254H73ZM161 252L162 251H160V253ZM52 253H53V251H52ZM15 254L19 255V257L17 258V255H15ZM49 254L47 257H50L52 255L51 254L49 256ZM101 254H103V255H101ZM61 255L60 256H59V254L57 255V256H59V258L55 257L53 255L52 256H53V259L55 257V260L59 259L58 261L62 260V262H63V258L61 259ZM64 255L67 256V254H64ZM20 256H21V258H20ZM76 256L74 258L78 259ZM150 256H152V255H150ZM69 257H67V258H69ZM80 257H82V256H80ZM83 257L81 259H84L87 256L84 258ZM107 257L109 259H107ZM216 257H217V255H216ZM220 257H222V256H220ZM24 258H25V262H24ZM65 258H64V260L67 261V263L70 262V259L66 260ZM89 258H90V254H89ZM89 258H87L89 263H91V261H92V263H94L95 260L94 259L91 260V258H90V260H91L90 261ZM174 258L175 257H173V258L171 257L168 261L169 262L168 264H200L197 261L198 259L188 261L187 259H181L182 257L177 258V256H176V258L175 259ZM22 259H23V261H22ZM53 259L48 260L46 262V264L47 263L53 264V262H54ZM81 259H79V261L76 260V264L84 263V261ZM86 260H85V262H87V263H85V264H89L88 261H86ZM99 260L100 259H98V262H99ZM102 260L103 259L101 257V261ZM77 261L80 263H77ZM165 261H167V260H165ZM55 263L56 262H54V264ZM95 263L100 264L97 262H95ZM102 263H104V261ZM71 264H74V261Z\"/></svg>", "mask_w": 264, "mask_h": 264}]
</instances>
